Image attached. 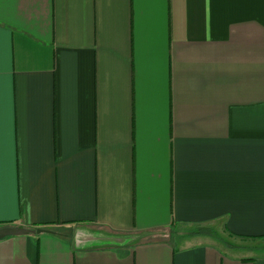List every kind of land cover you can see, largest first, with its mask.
<instances>
[{"label":"crops","instance_id":"obj_1","mask_svg":"<svg viewBox=\"0 0 264 264\" xmlns=\"http://www.w3.org/2000/svg\"><path fill=\"white\" fill-rule=\"evenodd\" d=\"M0 233V264H264V0H0Z\"/></svg>","mask_w":264,"mask_h":264},{"label":"rangeland","instance_id":"obj_2","mask_svg":"<svg viewBox=\"0 0 264 264\" xmlns=\"http://www.w3.org/2000/svg\"><path fill=\"white\" fill-rule=\"evenodd\" d=\"M208 229L211 230H218L219 228L217 225H213V226H207ZM204 230V228L199 229L195 226H184V227H180V226H176L173 227L171 229H169V231L166 232V234L168 235L169 238H174V236H178V237H186L187 235H192V234H200V232ZM251 243V242H249ZM250 245V244H249ZM256 246V249L258 250L257 256H263V250H264V239H262L261 242H256L255 244H253V246ZM251 251V252H249ZM248 252H245L246 254L249 255H255L256 252L254 250H249ZM259 254V255H258ZM256 256V255H255Z\"/></svg>","mask_w":264,"mask_h":264},{"label":"trees","instance_id":"obj_3","mask_svg":"<svg viewBox=\"0 0 264 264\" xmlns=\"http://www.w3.org/2000/svg\"><path fill=\"white\" fill-rule=\"evenodd\" d=\"M208 225H195V227L202 229L204 228V230H202L200 232V234H203L204 236H208L211 239L215 240L217 243H219V245H221L222 247L232 250L234 248H236L235 244L233 243V240H240L239 238L229 234L227 232L226 229H219L218 230H211L207 228ZM244 240V239H241Z\"/></svg>","mask_w":264,"mask_h":264},{"label":"water","instance_id":"obj_4","mask_svg":"<svg viewBox=\"0 0 264 264\" xmlns=\"http://www.w3.org/2000/svg\"><path fill=\"white\" fill-rule=\"evenodd\" d=\"M11 233L13 234H16V232L12 231ZM37 233L40 234V233H46V231H43V230H37ZM0 236H1V233H0Z\"/></svg>","mask_w":264,"mask_h":264}]
</instances>
